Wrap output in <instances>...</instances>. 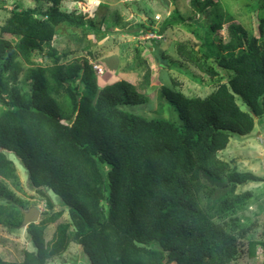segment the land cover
<instances>
[{"label": "trees", "instance_id": "1", "mask_svg": "<svg viewBox=\"0 0 264 264\" xmlns=\"http://www.w3.org/2000/svg\"><path fill=\"white\" fill-rule=\"evenodd\" d=\"M32 2L30 8L14 3L0 19V179L23 191L11 154L47 210L25 229L34 250H23L18 262L0 257V264H47L71 243L84 264H237L243 255L253 260L258 244L242 241L250 227L229 216L251 197L237 193L238 187L262 180L237 171L218 153L255 124L264 127V47L258 37L216 1L191 0L205 32L217 36L225 25L227 39L218 37L216 52L204 39L198 48L179 45L177 53L210 78L224 70L230 78L204 97L186 96L173 79V89L162 86L159 98L177 112L175 124L127 111L147 101L143 88L124 77L99 86L87 57L68 60L71 51L54 46V37L71 35L70 29L94 40L108 34L77 15L78 6ZM2 5L0 0V10ZM181 22L172 12L165 26ZM135 32L145 33V24ZM50 192L59 198L57 211ZM24 205L0 182V226L22 227ZM65 211L68 221L57 223L45 240L47 227Z\"/></svg>", "mask_w": 264, "mask_h": 264}, {"label": "rangeland", "instance_id": "2", "mask_svg": "<svg viewBox=\"0 0 264 264\" xmlns=\"http://www.w3.org/2000/svg\"><path fill=\"white\" fill-rule=\"evenodd\" d=\"M63 0L68 10L79 7L77 15L93 20L100 32H107V37L94 40L93 34L82 35L79 29L68 30L57 37L54 46L60 50H69L71 55L68 60L76 57H87L90 62H96L103 68V75L99 78V86H105L119 77H124L143 88L147 101L141 105L127 106V111L146 117L162 118L172 123H178V114L165 100L159 98V90L162 86L173 89L172 79L178 84L175 89L180 90L186 96L204 97L211 93L218 84L226 83L230 73L222 71L218 77L210 78L199 72L190 63L185 62L177 53L179 45H201L207 39V47L216 52L218 37L225 42L227 39L226 26L224 25L216 36L208 34L204 28V17L192 6L191 0ZM204 1V0H200ZM224 12H227L236 23L241 24L248 32L258 37V44L264 47V24L261 34L258 33V24L264 21V0H213ZM3 9L0 10V19L3 22L8 17L14 3L18 2L23 8L34 6L32 0H1ZM71 3V4H70ZM76 3V5H75ZM77 7V8H78ZM178 13L184 22L165 26L171 13ZM104 19V22L102 21ZM117 20V26L112 22ZM140 24H145L146 30L161 31L154 44L151 40H144L140 33H128L129 30H137ZM163 27V28H164ZM116 29V30H114ZM260 36V37H259ZM93 54L89 56L88 52ZM200 56V54H198ZM40 62L39 58H35ZM213 58L208 60L212 64ZM18 75V84L24 88L22 82L24 71ZM146 81V82H145ZM238 105L245 110V106L237 97ZM257 122V121H256ZM258 124V123H257ZM255 124L254 130L244 137L230 139L226 149L218 153V157L239 172H249L261 182H250L238 187L237 193L250 192L251 197L229 219H240L242 227H250L243 241H255L256 257L253 260L246 256H240L237 264H264V127L261 129ZM17 170L23 191H16L9 182L0 179L14 195L24 202L27 210L37 208L41 215L47 210L43 200L37 193L29 190L26 184V171L19 161L11 154H7ZM54 202L55 211L60 209L58 197L50 192ZM40 215V217H41ZM68 221L65 211L56 223L51 224L45 231V240H49L59 222ZM23 250L33 251L25 227L8 231L0 226V257L5 261L18 262L22 260ZM47 264H84L79 256L76 244L71 243L68 249L60 256L50 260Z\"/></svg>", "mask_w": 264, "mask_h": 264}, {"label": "water", "instance_id": "3", "mask_svg": "<svg viewBox=\"0 0 264 264\" xmlns=\"http://www.w3.org/2000/svg\"><path fill=\"white\" fill-rule=\"evenodd\" d=\"M23 219H22V226L27 228V226L31 223H36L40 216V211L35 208L31 207L26 211H23Z\"/></svg>", "mask_w": 264, "mask_h": 264}, {"label": "built area", "instance_id": "4", "mask_svg": "<svg viewBox=\"0 0 264 264\" xmlns=\"http://www.w3.org/2000/svg\"><path fill=\"white\" fill-rule=\"evenodd\" d=\"M158 38H159V36H157L156 34H154L152 32H147L143 36V39H146V40H148V39H158ZM93 69H94L95 73L98 74V75L102 74V72H103L102 67L100 65H98V64H94L93 65Z\"/></svg>", "mask_w": 264, "mask_h": 264}, {"label": "clouds", "instance_id": "5", "mask_svg": "<svg viewBox=\"0 0 264 264\" xmlns=\"http://www.w3.org/2000/svg\"><path fill=\"white\" fill-rule=\"evenodd\" d=\"M152 30H153V29L146 30L145 33H147V32H152V33H154V34H156V35L161 34V33H159V32H155V31H152ZM130 31H135V30H129L128 33H130ZM156 31H157V30H156ZM135 33H136V32H135ZM145 33H140V35H142V34L144 35ZM130 34H133V33H130ZM143 35H142V36H143ZM106 37H107V35L105 36V38H106ZM103 38H104V37H103ZM55 40H57L56 37H54V41H55ZM144 40H146V39H144ZM148 40H154V41H156L155 39H148ZM89 64H90V65L92 66V68H93V65H94V64H98V63H96V62H90V61H89ZM98 65H100V64H98ZM100 66H101V65H100ZM101 67H102V66H101ZM102 70H103V68H102ZM93 71H94V69H93ZM103 71H104V70H103ZM94 73H95V71H94ZM103 73H104V72H102V74H100V75H98V74L95 73V75H96V76H102ZM27 210H28V209H27ZM23 211H26V210H23ZM40 215H41V213H40ZM39 218H40V216H39ZM38 220H39V219H38ZM37 222H38V221H37ZM37 222H36V223H37ZM22 227H23V226H22ZM25 229H26V228H25Z\"/></svg>", "mask_w": 264, "mask_h": 264}, {"label": "crops", "instance_id": "6", "mask_svg": "<svg viewBox=\"0 0 264 264\" xmlns=\"http://www.w3.org/2000/svg\"><path fill=\"white\" fill-rule=\"evenodd\" d=\"M63 3H64V2H63ZM70 4H71V3H70ZM64 6H65V4H64ZM72 6H74V5L72 4ZM72 6H71V7H72ZM65 7H66V6H65ZM66 8H67V7H66ZM114 30H116V29H114Z\"/></svg>", "mask_w": 264, "mask_h": 264}]
</instances>
